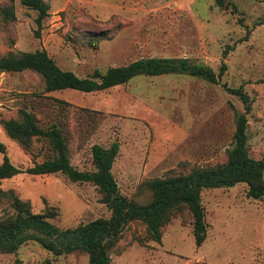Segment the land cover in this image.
Wrapping results in <instances>:
<instances>
[{
    "label": "rangeland",
    "instance_id": "rangeland-1",
    "mask_svg": "<svg viewBox=\"0 0 264 264\" xmlns=\"http://www.w3.org/2000/svg\"><path fill=\"white\" fill-rule=\"evenodd\" d=\"M44 1L51 10L39 38L35 11L15 0V19L8 21L10 0H0V55L45 49L62 70L82 78L147 58H184L217 73L225 63L228 70L218 84L189 75L139 76L91 94L45 93L34 72H0V143L16 167L31 168L50 155L47 142L36 139L27 149L4 130L3 121L27 108L45 129L66 125L71 163L79 171H95V145L118 143L113 174L120 192L144 201L148 181L227 161L236 115L245 107L225 87H243L250 96L248 147L254 159L264 160V26L255 27L264 19V0H225L237 6L235 14L214 0ZM241 19L252 29L246 41ZM229 45L235 50L224 58ZM0 189L13 190L35 213L54 209L61 229L111 217L96 186L63 174H21L0 181ZM247 192L241 184L203 193L208 238L202 247L186 217L165 227L161 244L149 241L146 227L136 222L126 227L111 264H264V200ZM88 263L85 253L55 258L33 242L15 255H0V264Z\"/></svg>",
    "mask_w": 264,
    "mask_h": 264
},
{
    "label": "trees",
    "instance_id": "trees-1",
    "mask_svg": "<svg viewBox=\"0 0 264 264\" xmlns=\"http://www.w3.org/2000/svg\"><path fill=\"white\" fill-rule=\"evenodd\" d=\"M222 9L239 10L234 3L214 0ZM22 5L35 11L40 38L44 22L50 16L51 6L44 0H22ZM6 20L15 19V0L4 9ZM246 29V41L252 29L239 21ZM264 26V19L255 27ZM97 42V39L93 40ZM235 46H227L223 52L226 58ZM228 67L223 63L217 73L213 68L197 64L184 58H147L129 65L111 68L106 72L95 70L87 77H79L60 68L45 49L33 52L0 55V72L38 74L44 84L45 93L74 90L91 94L107 91L130 83L139 76L158 77L164 75H189L211 84H218ZM240 98L245 112L236 115L235 145L227 151L228 159L223 164L199 167L189 173L172 174L144 184L148 197L144 201L130 200L120 192L113 174L120 145L113 143L109 148L95 145L92 148L95 171L82 172L71 163L68 133L65 124H52L43 128L35 113L27 108L20 109L16 118L3 121V127L10 139L30 149L34 140H42L50 147L49 157L42 163L28 169L16 167L7 155L6 146L0 143V181L10 180L21 174L44 176L63 174L73 182L90 183L97 187L101 202L111 211L110 218H99L76 228L61 229L53 221L58 214L47 208L43 213H35L29 202L23 201L13 190L0 189V255L17 254L28 243H37L55 258L76 252L88 256V264H111L112 254L122 240L124 231L131 223H141L146 227L149 241L163 243L164 229L178 216L185 218L193 227L197 248L208 238L206 209L203 193L213 189H231L238 185L248 186L247 196L254 200H264V160L254 159L248 147V115L252 110V100L243 87L227 88Z\"/></svg>",
    "mask_w": 264,
    "mask_h": 264
}]
</instances>
